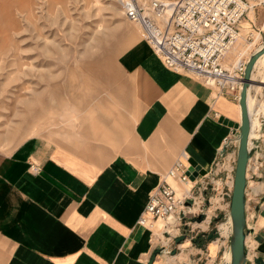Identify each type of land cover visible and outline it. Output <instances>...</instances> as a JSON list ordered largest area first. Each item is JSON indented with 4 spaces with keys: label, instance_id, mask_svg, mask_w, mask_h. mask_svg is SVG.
<instances>
[{
    "label": "crops",
    "instance_id": "crops-1",
    "mask_svg": "<svg viewBox=\"0 0 264 264\" xmlns=\"http://www.w3.org/2000/svg\"><path fill=\"white\" fill-rule=\"evenodd\" d=\"M256 38L248 57L264 42ZM137 54L110 96L93 98L95 108L72 131L0 151V264H147L158 248L164 251L153 264H228L234 167L227 149L236 143L238 101L167 69L151 50ZM259 67L253 76L264 75ZM249 95L259 131L247 168L245 264H264V85ZM178 161L206 174L187 171L186 182L170 178ZM211 178L216 191L204 190ZM164 179L181 196L188 192L202 211L183 223L167 220L172 232L157 235L154 225H139V219ZM199 215L203 221L192 222ZM184 228L187 238L171 255Z\"/></svg>",
    "mask_w": 264,
    "mask_h": 264
},
{
    "label": "rangeland",
    "instance_id": "rangeland-1",
    "mask_svg": "<svg viewBox=\"0 0 264 264\" xmlns=\"http://www.w3.org/2000/svg\"><path fill=\"white\" fill-rule=\"evenodd\" d=\"M119 2L0 0V151L8 153L30 137L72 131L95 108L93 98L110 96L138 50H151L140 27L124 18ZM253 14V20L245 17L239 23L226 69L248 57L256 37H264V13ZM234 136L232 140L238 137L236 129ZM227 151L234 167L237 144ZM158 223L163 230L164 223Z\"/></svg>",
    "mask_w": 264,
    "mask_h": 264
},
{
    "label": "built area",
    "instance_id": "built-area-1",
    "mask_svg": "<svg viewBox=\"0 0 264 264\" xmlns=\"http://www.w3.org/2000/svg\"><path fill=\"white\" fill-rule=\"evenodd\" d=\"M120 5L124 18L140 27L145 42L167 69L190 75L238 101L247 58H239L226 69V56L239 38L241 20L248 18L250 11L264 13V0H120ZM248 23L254 26L250 20ZM247 40L252 41L253 37ZM230 140L224 143L228 145ZM253 168L257 170L258 166ZM31 169L39 170L36 166ZM187 171L178 161L168 176L186 182ZM211 179L204 190L208 186L213 191L218 188L216 180ZM197 210L201 212L202 207L188 192L177 197L164 179L151 193L139 225L171 217L182 222V218L196 214Z\"/></svg>",
    "mask_w": 264,
    "mask_h": 264
},
{
    "label": "water",
    "instance_id": "water-1",
    "mask_svg": "<svg viewBox=\"0 0 264 264\" xmlns=\"http://www.w3.org/2000/svg\"><path fill=\"white\" fill-rule=\"evenodd\" d=\"M264 56V42L258 47L247 59L245 69L240 84V91L238 96V107L240 111L239 124L232 126L238 131V144L236 151V160L233 174L232 194L230 199V207L228 220L230 222L229 235V255L230 261L228 264H245L246 249L245 238L247 233L246 226V187H247V168L250 159L252 158L255 148L251 147L250 134V115L248 112V96L252 85V74L258 60ZM193 173V176L205 175V171L194 167L188 173ZM264 202V197L262 198ZM204 216L199 215L194 218L192 222L203 221ZM187 238L186 228L180 236L173 239L174 249L170 252L171 255L176 253V247L180 245ZM164 251L163 248L155 249L148 260L147 264H153L154 259Z\"/></svg>",
    "mask_w": 264,
    "mask_h": 264
},
{
    "label": "bare ground",
    "instance_id": "bare-ground-1",
    "mask_svg": "<svg viewBox=\"0 0 264 264\" xmlns=\"http://www.w3.org/2000/svg\"><path fill=\"white\" fill-rule=\"evenodd\" d=\"M120 3V2H119ZM248 18L250 19V20H253V18H254V14H253V11H250L249 13H248ZM246 21V20H245ZM246 23H248L247 21H246ZM248 25L250 26V23H248ZM256 42H257V38H255L253 41H252V43H251V45H255L256 44ZM242 55V54H241ZM257 64H259V68L261 69V68H263V66H264V56H262L259 60H258V62L256 63V65H255V68H256V66H257ZM254 68V69H255ZM259 70V69H258ZM262 71V70H261ZM261 71H260V73H261ZM259 73V72H258ZM260 73H259V75H254L253 76V74H252V85H251V88L253 87V86H256V87H258V88H260L262 85H264V75L262 76V75H260ZM257 78H259L260 80H258L259 81V83H255V81L254 80H257ZM250 88V89H251ZM254 106V105H253ZM239 108V107H238ZM262 109H264V104L262 105H260L259 106V111L261 112L262 111ZM248 112H249V115H250V134H249V138L250 139H252V138H255V137H253L255 134H257L258 133V131L255 133L254 131H256L258 128L257 127H259V124H258V122L257 121H252V118H251V113H252V100H251V97H250V95L248 96ZM239 121H240V111H239ZM260 125H261V122H260ZM256 129V130H255ZM260 129V128H259ZM255 133V134H254ZM236 144H238V137H236ZM176 195H177V193H176ZM171 218H173V217H171ZM171 218H169V219H171ZM168 219V220H169ZM159 221H162V220H158V221H153V222H150V223H148V227L149 228H151L153 225V231H154V233L155 234H159L160 235V233L162 232H168V233H171L172 232V230L169 228V226H168V223L165 221H162L163 223H164V226H163V230H162V224L161 223H158ZM228 225H229V230H230V222L228 221V223H227ZM228 253V252H227ZM230 261V255H229V253H228V255H227V262H229Z\"/></svg>",
    "mask_w": 264,
    "mask_h": 264
}]
</instances>
